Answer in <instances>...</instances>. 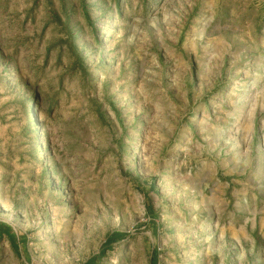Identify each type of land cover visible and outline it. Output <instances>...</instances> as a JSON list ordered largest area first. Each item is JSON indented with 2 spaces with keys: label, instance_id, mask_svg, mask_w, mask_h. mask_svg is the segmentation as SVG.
<instances>
[{
  "label": "rangeland",
  "instance_id": "1",
  "mask_svg": "<svg viewBox=\"0 0 264 264\" xmlns=\"http://www.w3.org/2000/svg\"><path fill=\"white\" fill-rule=\"evenodd\" d=\"M0 223V264H264V0H0Z\"/></svg>",
  "mask_w": 264,
  "mask_h": 264
},
{
  "label": "trees",
  "instance_id": "2",
  "mask_svg": "<svg viewBox=\"0 0 264 264\" xmlns=\"http://www.w3.org/2000/svg\"><path fill=\"white\" fill-rule=\"evenodd\" d=\"M0 233L2 235L6 234L9 237L16 238V236L14 235V233L12 231V227L9 224H7V223H0ZM124 238H125V234L124 233L116 232V233L111 235L109 241H110V243H112L114 241L122 240ZM96 261L97 260H95V259H91L88 262H86L85 264H96ZM156 263H157V255H153L152 264H156Z\"/></svg>",
  "mask_w": 264,
  "mask_h": 264
}]
</instances>
